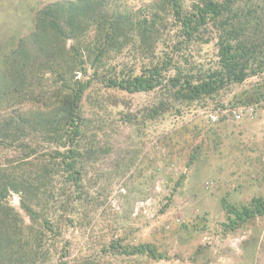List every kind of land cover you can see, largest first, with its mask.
<instances>
[{"label":"rangeland","instance_id":"rangeland-1","mask_svg":"<svg viewBox=\"0 0 264 264\" xmlns=\"http://www.w3.org/2000/svg\"><path fill=\"white\" fill-rule=\"evenodd\" d=\"M55 1L0 0V83L3 55L34 29L36 12ZM98 1L108 18L121 12L131 19L128 40L105 64L110 76L134 77L145 70L149 76L162 59L169 63L152 89L129 92L102 80L89 83L78 103L75 185L58 155L69 146L62 144L66 135L53 139L22 125L12 127V138L0 133V171L22 163V152H31V161L48 162L51 171L48 183L37 170L29 173L33 212L22 207L19 191H8L2 200L20 220L18 243L36 259L24 264H264V214L244 215L256 199L264 200V0H214L233 1L241 24L251 23L252 29H240L235 39L247 51L235 60L246 77L201 96L168 84L175 73L181 82L188 72L193 83L213 80L212 73L220 70L221 31L209 23L182 38L169 7L173 3L184 13L207 0ZM105 14L97 15L99 21ZM227 17L230 12L224 22ZM144 19L158 28L147 41L138 33L137 22ZM91 31L83 36L92 37ZM53 82L44 79V89L62 96L67 85ZM19 98L11 96V101L25 116L48 103L37 93ZM17 106L2 105L0 122L14 114L21 118L14 112ZM115 244H148L160 256L121 254Z\"/></svg>","mask_w":264,"mask_h":264},{"label":"trees","instance_id":"trees-1","mask_svg":"<svg viewBox=\"0 0 264 264\" xmlns=\"http://www.w3.org/2000/svg\"><path fill=\"white\" fill-rule=\"evenodd\" d=\"M232 3L233 1L207 0L202 5H196L191 11L184 13L179 11V7L173 3L169 7L175 20L177 19L176 23L182 38L190 37L194 30L209 23H213L216 30L221 31L217 45V63L220 70L212 73L215 76L214 79H202L199 83H193L188 72L184 73L185 78L181 82L178 74L175 73L171 78L172 83L168 82L170 88H176V91L186 88L193 96H201L216 90L227 81L239 82L246 77L244 69H241L243 67L237 69L235 60L241 56L243 58L247 51H243L235 39L239 37L240 29L246 28L242 32L250 31L252 27L249 22L241 24L237 6L233 7ZM102 4L97 0H58L44 5L35 14L34 29L20 39L17 47L3 55L0 107L2 105L4 107L5 103L17 106L19 103L11 101V96L21 97L19 100H22L36 93L48 98V103L51 101L52 103L37 105L29 109L26 116L23 115L22 108L17 106L14 112L21 113V118L16 114L5 118L0 122L5 124L0 133L6 138H12L14 133L12 127L17 128L22 125L23 128L37 127L43 132H48L53 139L59 140L66 135L67 140L62 144L69 146L65 154L58 153V155L61 156L62 170L66 172L67 179L74 185L79 181V152L76 149V141L81 128L78 103L89 83L102 80L108 86L129 92L148 90L159 85L162 80L161 68L169 63V60L162 59L160 66L148 71L149 76H145L147 70L134 77L129 73L126 78L110 76V68L105 69V64L113 57L116 50L123 47V42L128 40L132 29L129 17L124 18L121 12H117L113 17L111 16L112 18H108L105 12L100 10L104 6ZM228 12L230 17H227L228 22H224L222 17ZM99 14H105L103 22L99 21ZM125 16L133 15L126 13ZM109 19H111L110 22H108ZM151 19L137 22L138 33L144 36L146 41L154 34V30L158 29H155ZM88 29H91L93 33V36L89 38L83 36L84 31ZM227 31H231L233 35L227 34ZM249 31L246 34L249 37L248 40L251 39ZM261 38L264 42V36ZM177 50L172 49L174 54ZM88 70L89 73H87ZM47 74L49 76L44 78ZM51 78L54 81L53 85L62 81L67 85V91L62 96H58L55 90H52L50 94L44 89L43 80ZM168 85L165 86L168 87ZM45 104L46 107L43 108ZM63 126L65 132L61 134ZM22 154V163L5 168L6 172L0 171V264H24L26 259L29 262L36 260L34 255L31 257L34 259H30L29 253H25V249L22 248L23 242L18 243L21 241L20 220L2 200L8 191H19L22 195V207L30 213L33 212L30 197L34 188L28 182L29 173H32L33 169L37 170L38 176L48 183L51 181V171L47 170L48 162H41L37 158L34 159L35 162L27 159L31 152H22ZM43 184L45 183H41ZM262 214H264L262 199H256L252 208L245 209L244 212L245 217L248 218ZM113 247L116 250L119 249L121 254H146L155 258L160 256L148 244L131 247L115 244Z\"/></svg>","mask_w":264,"mask_h":264},{"label":"built area","instance_id":"built-area-1","mask_svg":"<svg viewBox=\"0 0 264 264\" xmlns=\"http://www.w3.org/2000/svg\"><path fill=\"white\" fill-rule=\"evenodd\" d=\"M240 116H241V112H236V117L240 118ZM261 125H262V131L264 133V113H263V115L261 117Z\"/></svg>","mask_w":264,"mask_h":264},{"label":"crops","instance_id":"crops-1","mask_svg":"<svg viewBox=\"0 0 264 264\" xmlns=\"http://www.w3.org/2000/svg\"><path fill=\"white\" fill-rule=\"evenodd\" d=\"M261 131H262V128H261ZM263 132V131H262Z\"/></svg>","mask_w":264,"mask_h":264}]
</instances>
